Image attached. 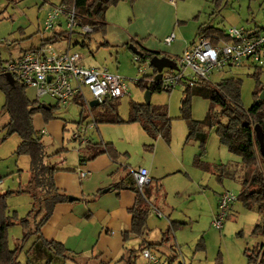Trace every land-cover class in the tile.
<instances>
[{"label":"rangeland","instance_id":"obj_1","mask_svg":"<svg viewBox=\"0 0 264 264\" xmlns=\"http://www.w3.org/2000/svg\"><path fill=\"white\" fill-rule=\"evenodd\" d=\"M57 1L0 0V60L16 57L21 49L39 43L40 39L46 35V33H41L45 9L50 2L56 3ZM163 1L165 3L156 0H133L132 2L118 0L107 8L105 20L119 22L124 28L130 26V29L138 28L141 32H149L144 36L137 34L132 37L143 46L144 41L152 40L161 49L166 45L165 36L170 33L175 35L173 42L188 41L189 43L194 40L200 24L213 26L222 31H226L229 26L233 25L264 28V0ZM134 11L137 16L135 20ZM105 34L99 31L89 33L84 38L87 46L79 45L83 39L81 35H74L78 43L71 49L84 54L82 59L84 64L105 66L111 72L123 77L127 93L118 97L117 110L119 115L125 118L130 99L137 102L145 101V90L136 85L135 81L142 75L139 71L140 61L134 60L135 54L128 47V44H131L130 39L127 43L113 44L108 41L109 43L101 45L100 42L104 40ZM184 46H186L185 43ZM141 66L145 67L147 74H151L152 67L148 62L146 64L141 62ZM252 71H254L253 67L233 66L218 72L214 71L210 74L209 81L214 83L221 77L239 78L241 80V103L247 107L253 100L252 89L256 80L251 75ZM259 80L264 81V72L260 73ZM184 88V84L180 82L170 90L154 91L149 97V102L153 104L165 103L167 105L168 113L170 112L171 115L169 142L160 136L153 141L136 122L97 123L98 129H88L86 136L92 141H96L99 137L104 142L110 141L118 153V160L128 162L126 163L128 170L136 169L143 162L148 167L152 151L158 142L155 155L157 168L159 169L160 165L169 169L174 167L171 173L161 175L160 179L151 178V184L148 187L144 186L145 195L149 200L151 196L157 195L158 201L164 202V206L170 210L168 211L169 218H167L163 213L157 216L152 212L151 207L146 219L145 234H143L146 239L159 241L162 233L168 231L167 239L158 246L157 252L162 259L177 252L174 264L179 261H183L184 264H248L244 254L245 248H251L264 242L262 233H252L254 226L263 222L264 212L256 210L255 207L248 208L241 200L236 199L230 206L222 226L216 228L212 225L216 211V193L225 190L236 194L239 192L240 159L220 144L214 127L204 128L205 144L202 151L199 141L194 136L190 135L186 138L188 129L185 120L180 117L179 110ZM26 94L29 98H37L30 86L26 87ZM85 95L87 99H90L87 92ZM37 99L52 105L53 118L60 119L65 124L60 134L61 140L48 133L40 134L46 149L52 152L63 146L65 149L62 151L65 153L67 162L75 161L77 150L82 145L78 146V142L72 140L70 134L75 129L76 122L80 120L79 113L82 106L74 101L57 103V100L50 96H41ZM3 101L4 93L0 88V109ZM189 103L191 117L201 120L207 112L209 100L192 94ZM83 114L85 117L82 118V122L85 124L91 120L89 109L85 105ZM6 119V113L0 110V127ZM44 122L46 121L41 118L40 113L33 115L32 123L37 131L45 125ZM2 132L0 130V136ZM18 142L19 137L16 133L0 141V191L16 189L27 179L29 158L27 155L14 153ZM149 144L152 146L147 147L146 145ZM196 154H200L201 160L209 164V169H203L193 163V157ZM217 164L223 165L222 171L225 167L235 168V176L217 177V171L212 170ZM156 184H160L157 191L154 189ZM5 200L6 215L10 217L12 215H16L17 218L23 216L31 207V199L25 192L9 194ZM171 220L178 221L173 228L168 227ZM21 236L22 227L19 223L14 222L7 226L8 247L12 248L21 240ZM137 237L130 236L124 241L125 253L129 249H135V257L131 263H126V257L121 258L120 256L107 263L97 264H143L141 249L138 248L142 239ZM201 240L204 247H196ZM30 242V239L23 242L18 257L20 264H24V252ZM78 262L79 264H93L82 262V260Z\"/></svg>","mask_w":264,"mask_h":264},{"label":"trees","instance_id":"obj_2","mask_svg":"<svg viewBox=\"0 0 264 264\" xmlns=\"http://www.w3.org/2000/svg\"><path fill=\"white\" fill-rule=\"evenodd\" d=\"M118 0H58L57 2L66 4L72 8L78 20L83 24H89L93 27V32L99 31L105 33L106 20L105 12L107 8ZM132 2L133 0H129ZM222 30L213 26L200 24L197 27L196 36H217L222 35ZM63 32L44 36L37 45L21 49V52L36 48L47 41H56ZM89 33L83 34V39L79 43L81 46H87L84 38ZM129 42L140 51V58L147 59L153 55H158V51L150 50L140 44L134 37ZM78 43V42H76ZM100 44H107L102 40ZM2 60H0V63ZM264 69L254 68L251 75L256 79L252 89L253 100L247 107L241 103L240 85L241 80L235 77H221L214 83L205 79H197L191 86H185L183 97L180 101V117L186 122L188 129L186 138L190 135L199 141V147L202 151L205 144V127H214L215 133L220 144L234 154H236L240 163L241 178L240 189L236 194V199L241 200L248 208L255 207L258 211L264 212V152L262 153L258 140L254 132V124H258L263 133L264 142V81L259 80L260 73ZM13 84H9L5 78L4 71H0V88L4 93V101L1 105V111L6 113L7 119L0 127L2 134L0 141L12 133H16L19 142L14 149L17 155H27L29 158L28 176L24 184L16 189H7L0 191V264H18V256L22 249L23 242L30 239L31 242L25 250L24 264H52L53 262L65 263L67 259L73 260L68 255V249L65 245L55 239H46L41 234V226L48 220L53 207L56 203L66 201L67 194L59 191L55 184L54 173L58 169L54 163L49 160L43 141L41 140V131H37L32 123L33 115L40 113L44 121L53 118L52 105L42 106L37 98L29 99L26 94L27 85L24 84L15 73L11 74ZM136 85L144 90L162 91L158 82L147 84L144 79H138ZM263 93L262 98L260 94ZM192 94L205 97L209 100L208 109L205 116L201 119H193L190 115L189 99ZM74 100L82 106L79 116V123L84 116V104ZM57 105V104H56ZM118 98H105L97 106H90L94 122L108 123H138L146 134L155 140L158 136L166 142L170 140L171 118L167 113V105L153 104L151 102H137L129 100L128 112L125 118L121 117L117 110ZM86 147L89 148L87 158H93L97 154L107 153L111 158L116 159L117 151L110 142H91L88 141ZM151 147L152 144L146 145ZM85 157H80L83 161ZM193 163L203 169H209V164L201 160L200 154L193 157ZM223 165L217 164L212 170L217 171V177L223 175L234 177L235 168H226L222 171ZM152 180L149 177V186ZM157 182V181H156ZM126 187L135 193L133 204L127 208L131 216L130 228L121 233L123 240H126L130 234L142 236L145 228L146 219L151 208L148 197L145 195L144 187L140 192L132 177L131 171L109 185L108 189H120ZM160 184H156L154 189L157 191ZM25 192L31 199V207L23 215L17 218L6 215V196L13 193ZM89 217V213L85 215ZM14 218V219H13ZM17 222L22 227L21 240L12 248L8 247L6 240L7 226ZM177 221L171 220L168 227L173 228ZM169 229V228H168ZM253 234L262 233L264 235V219L260 224H256L252 230ZM168 231L163 232L159 241L150 242L145 239L139 243L138 248L148 247L151 251H158V246L166 239ZM196 247L203 248L202 240ZM135 249H129L121 258H125L127 263L135 257ZM175 251V250H174ZM244 254L247 257L248 264H264V242L251 248H245ZM177 257L174 253L167 257L168 264H172Z\"/></svg>","mask_w":264,"mask_h":264},{"label":"built area","instance_id":"obj_3","mask_svg":"<svg viewBox=\"0 0 264 264\" xmlns=\"http://www.w3.org/2000/svg\"><path fill=\"white\" fill-rule=\"evenodd\" d=\"M92 31L93 27L81 23L72 8L60 2L50 3L45 9L41 33H46L45 36L58 32L63 34L56 41H47L36 48L19 53L16 57L3 60L0 63V71L15 73L24 84L34 87L37 98L50 96L55 98L57 103H67L76 97L77 101L89 109L90 100L95 99L99 104L105 98H118L127 93L123 77L105 66L84 64V54L71 49L75 41L74 35L83 36L84 33ZM173 38L174 34L170 33L165 36L164 42L168 43ZM134 60L140 61L139 71L142 73L135 81L144 79L147 84L158 82L165 90H170L180 82L184 86H191L197 79L209 81L210 74L214 71L233 66L264 69V28L233 25L223 31L222 35H199L173 59L177 67H162L159 78H155L157 71L150 64L151 74H147L145 67L141 66V62L149 63V58L141 59L139 54H135ZM86 92L90 99H87ZM90 117L91 120L85 124L79 123L71 132V138L80 145L89 141L85 131L95 125L91 114ZM130 171L138 190L142 192L143 187L149 183L147 168L139 166ZM79 174L83 175L84 171ZM235 200L236 193L230 190L219 193L212 219L214 227L222 226ZM151 207L157 216L162 215L152 204ZM140 253L144 259L143 264H168L166 258L162 259L148 247L141 248ZM176 264L184 262L179 261Z\"/></svg>","mask_w":264,"mask_h":264},{"label":"crops","instance_id":"obj_4","mask_svg":"<svg viewBox=\"0 0 264 264\" xmlns=\"http://www.w3.org/2000/svg\"><path fill=\"white\" fill-rule=\"evenodd\" d=\"M156 1L164 2L163 0ZM167 5L170 6L168 2ZM134 13L135 20L137 16L135 11ZM105 33L103 39L106 42L109 41L113 44L127 43L132 36H136L137 34H141L142 36L146 33L149 34V32H141L138 28L130 29V26L124 28L119 22L114 21H106ZM173 39L170 42L165 43L166 45L163 49L156 46L154 41L149 39H147L146 42L144 41L143 44L150 50L158 51V55H165L170 58L173 57L174 59L185 47L184 43L187 45L188 41H185L184 43L181 41L173 42ZM76 40L77 39H75L73 45L76 44ZM30 87H32L35 92L34 87ZM182 97L183 96H181L180 101ZM73 101L75 102V100ZM90 114L92 115L91 112ZM168 115L171 116L170 112ZM44 123L45 125L40 129L42 134L48 133L51 136L60 138V140L62 139L60 134L65 124L60 119L51 118ZM79 123L83 122L80 121ZM79 123L76 122V125ZM93 128L96 130L98 129L96 123L93 127L87 128L85 134L88 129ZM89 141L104 142L101 137H99L96 141H92L90 139ZM105 142L110 141L106 140ZM158 144L159 143L157 142L155 149L152 151L149 166L147 167L144 162L143 164L138 165L147 167L148 176L152 179L171 173L174 169V167L169 169L164 165H160L159 169L157 168L155 155ZM78 146L81 145L79 144ZM62 149L65 148L63 146L59 147L56 149L59 151L54 154L52 153L56 150L49 152V150L46 149V151L48 154H52L50 155L49 160L58 168L54 173L57 188L60 192L72 195L75 198L72 200L67 199L66 201L58 202L54 205L48 220L41 226V234L46 239L59 240L65 245L69 251L68 255L72 257L73 260L67 259L64 264H79L80 262L78 261L81 260L82 262L97 264L100 262L107 263L112 259H117L125 253L124 250L126 245L124 242L125 240L121 237V233L122 231L130 228L131 216L127 212V208L133 204L135 193L126 187L120 189H108V187L129 172L128 164H126L128 162H122L121 160H118L117 157L116 159H113L107 153H101L97 154L93 158H87L89 148H87L86 145L79 147L77 150V159L75 161L72 160L71 162H67L68 160H66L65 153H63ZM80 157H85V159L81 161ZM80 171H84V174L80 175ZM218 195L219 192L216 193V199ZM149 203L150 205L152 204L156 207L161 214L163 213L167 218H169L168 211L170 212V210L164 206V202L158 201L157 195L151 196ZM87 213H89V217L85 216ZM145 230L146 229L144 228L143 234H145ZM143 234L142 236L136 237L146 239ZM130 236L134 235L130 234L129 237ZM146 240L156 242V240ZM154 252L161 256L157 251ZM174 253L177 254V252ZM132 261L133 260L131 259V262ZM53 263L61 264V262ZM18 264H20V261Z\"/></svg>","mask_w":264,"mask_h":264},{"label":"water","instance_id":"obj_5","mask_svg":"<svg viewBox=\"0 0 264 264\" xmlns=\"http://www.w3.org/2000/svg\"><path fill=\"white\" fill-rule=\"evenodd\" d=\"M128 47L132 50L133 53L135 54H140V51L138 49L135 48V46H133L132 44H128ZM149 64L155 68V70L157 71L155 78H159L160 76V70L162 67L167 66L170 68H176V64L174 62V60L170 57H167L165 55H153L149 58ZM5 78L8 81L9 84H13V77L11 75L10 72L6 71L4 72ZM263 93L260 94V98H262ZM145 102H149V97H150V91L149 90H145ZM97 101L95 99L90 100L89 101V105L90 106H94L97 105ZM45 103H42V106H44ZM254 132H255V136L258 140V144H259V148L261 150V152H264V142H263V133L261 131V128L258 124H254ZM68 200H72L73 198H75L72 195H67Z\"/></svg>","mask_w":264,"mask_h":264}]
</instances>
